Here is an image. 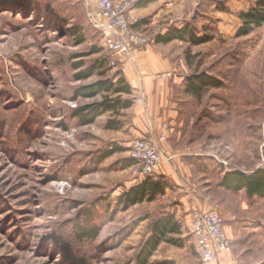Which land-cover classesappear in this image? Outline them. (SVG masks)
Listing matches in <instances>:
<instances>
[{"label":"rangeland","instance_id":"rangeland-1","mask_svg":"<svg viewBox=\"0 0 264 264\" xmlns=\"http://www.w3.org/2000/svg\"><path fill=\"white\" fill-rule=\"evenodd\" d=\"M22 1L0 0V264H136L152 224L165 216L180 223L173 238L182 246L161 244L148 264H203L192 211L174 194L120 205L145 179L132 146L164 135V157L167 134L203 161L232 243L229 261L264 264V197L220 185L226 173L264 170V23L237 37L240 13L260 0H133L131 32L150 40L131 45L116 65L95 0ZM184 24L210 41L156 43ZM119 74H151L173 86L166 134L138 136L144 95L115 94L109 86ZM203 75L222 86L189 91V80ZM96 84L102 91L84 95ZM127 100L135 107L117 108ZM102 104L115 108L90 124L78 117Z\"/></svg>","mask_w":264,"mask_h":264},{"label":"trees","instance_id":"trees-1","mask_svg":"<svg viewBox=\"0 0 264 264\" xmlns=\"http://www.w3.org/2000/svg\"><path fill=\"white\" fill-rule=\"evenodd\" d=\"M22 1V0H21ZM150 1V0H147ZM22 4L27 6L30 0H23ZM242 21V27L237 33V37L249 35L254 29L262 26L264 23V0L258 1L257 5L251 10L242 12L239 15ZM188 41L194 45H202L210 41V37L204 35L198 37L194 33V29L190 24H184L181 27H172L164 34H160L156 38L158 44H169L174 41ZM118 84L114 86L111 84L110 89H113L117 95L132 96V89L121 74L118 75ZM222 83L218 80L197 76L191 78L188 82V90L192 93L199 94L207 87H221ZM100 84L85 88L84 95H97L102 88ZM120 109H129L133 103L129 100L116 104ZM115 107H107L106 105H98L95 107L83 108L78 117L86 124L93 123L104 110L114 109ZM170 182L164 178L154 179L153 177H145V179L138 185L130 188L120 199V205L124 209H129L132 206L144 202H151L158 196L164 194L167 188H170ZM223 188L238 192L245 191L249 199L254 197H264V170H257L251 174H244L241 172L226 173L220 184ZM91 232L82 231L81 235L88 236ZM182 234V227L180 223L174 219L173 216H165L152 224L151 235L141 247L136 256V264H148L154 256L158 248L163 243H168L174 246H182L180 242L173 237ZM75 264H87L83 258L74 261Z\"/></svg>","mask_w":264,"mask_h":264},{"label":"crops","instance_id":"crops-1","mask_svg":"<svg viewBox=\"0 0 264 264\" xmlns=\"http://www.w3.org/2000/svg\"><path fill=\"white\" fill-rule=\"evenodd\" d=\"M148 73V72H145ZM132 89V95H144V113H139L141 109L136 108L134 119L136 130L139 137L158 138L161 134H166L170 118L166 111L169 108V98L173 91L168 81H156L151 74H121ZM138 105V104H136ZM140 105V104H139ZM135 106H132L133 108ZM173 120V119H172ZM174 128V127H173ZM173 132V129H171ZM169 132V131H168ZM168 136V142L163 144L164 162L159 178L168 180L172 188L166 189V194H174L182 204V207L191 212L197 207L202 210H215L216 205L208 194L210 186L204 180L206 169L202 166V159L190 148L182 149L174 147L173 136ZM177 205V204H176ZM191 216V215H190ZM225 232L229 238L228 228L225 225ZM229 255H220L213 264H235L229 261Z\"/></svg>","mask_w":264,"mask_h":264},{"label":"built area","instance_id":"built-area-1","mask_svg":"<svg viewBox=\"0 0 264 264\" xmlns=\"http://www.w3.org/2000/svg\"><path fill=\"white\" fill-rule=\"evenodd\" d=\"M96 10L102 17V29L105 32V44L113 57L112 65L119 57L129 54L131 45L148 43L147 38L135 36L131 32L133 0H95ZM166 140L162 135L156 141L142 139L132 146V159L143 177H154L161 172L164 162L161 143ZM192 235L195 239L198 255L203 264H212L220 255L231 254L232 243L225 232V221L215 210L193 208Z\"/></svg>","mask_w":264,"mask_h":264}]
</instances>
